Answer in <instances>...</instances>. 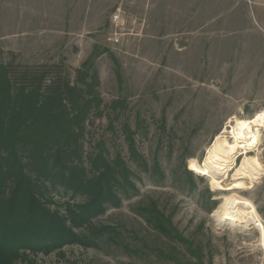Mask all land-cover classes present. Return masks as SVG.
<instances>
[{"label": "rangeland", "instance_id": "1", "mask_svg": "<svg viewBox=\"0 0 264 264\" xmlns=\"http://www.w3.org/2000/svg\"><path fill=\"white\" fill-rule=\"evenodd\" d=\"M12 55L63 66L73 86L83 72L98 75L101 114L86 124L85 157L121 154L138 187L94 221L113 230L98 247L68 245L18 264H264L262 231L222 209L243 197L264 227V127L217 188L198 171L230 121L264 112V30L249 0H0V64ZM124 125L147 170L130 160ZM52 199L62 213L84 202L72 192ZM150 205L176 239L147 224L140 212Z\"/></svg>", "mask_w": 264, "mask_h": 264}, {"label": "trees", "instance_id": "2", "mask_svg": "<svg viewBox=\"0 0 264 264\" xmlns=\"http://www.w3.org/2000/svg\"><path fill=\"white\" fill-rule=\"evenodd\" d=\"M12 56L0 64V264H18L27 254L68 245L98 247L99 236L113 230L94 221L138 193L135 174L121 154L111 159L100 150L85 157L86 124L101 114L98 75L83 72L73 86L61 65H23ZM122 132L130 160L147 170L135 132L129 125ZM61 192L84 202L66 204L65 213L52 209L54 194ZM140 214L165 237L178 233L157 206Z\"/></svg>", "mask_w": 264, "mask_h": 264}, {"label": "bare ground", "instance_id": "3", "mask_svg": "<svg viewBox=\"0 0 264 264\" xmlns=\"http://www.w3.org/2000/svg\"><path fill=\"white\" fill-rule=\"evenodd\" d=\"M232 123L233 125L230 128L229 126ZM263 127L264 112L247 121H230L224 132L217 136L208 149L204 165L198 166V171L209 178L211 185L217 188L222 178L226 177L234 166L238 155L242 151L258 146L260 130ZM229 129H232V131L229 132ZM228 135L230 138L227 137ZM222 209L226 220L254 226L259 228L264 235V227L256 208L247 199L234 195L226 199Z\"/></svg>", "mask_w": 264, "mask_h": 264}, {"label": "crops", "instance_id": "4", "mask_svg": "<svg viewBox=\"0 0 264 264\" xmlns=\"http://www.w3.org/2000/svg\"><path fill=\"white\" fill-rule=\"evenodd\" d=\"M255 24L264 30V0H249Z\"/></svg>", "mask_w": 264, "mask_h": 264}, {"label": "built area", "instance_id": "5", "mask_svg": "<svg viewBox=\"0 0 264 264\" xmlns=\"http://www.w3.org/2000/svg\"><path fill=\"white\" fill-rule=\"evenodd\" d=\"M118 19H119L118 16H115V17H114V21H117Z\"/></svg>", "mask_w": 264, "mask_h": 264}]
</instances>
